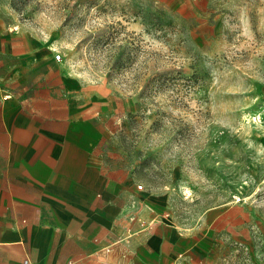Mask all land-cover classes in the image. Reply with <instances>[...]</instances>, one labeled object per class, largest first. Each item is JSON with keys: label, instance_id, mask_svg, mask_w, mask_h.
I'll use <instances>...</instances> for the list:
<instances>
[{"label": "rangeland", "instance_id": "1", "mask_svg": "<svg viewBox=\"0 0 264 264\" xmlns=\"http://www.w3.org/2000/svg\"><path fill=\"white\" fill-rule=\"evenodd\" d=\"M19 6L25 36L49 40L55 95L99 122L110 175L184 230L226 209L216 264H264V0Z\"/></svg>", "mask_w": 264, "mask_h": 264}, {"label": "crops", "instance_id": "2", "mask_svg": "<svg viewBox=\"0 0 264 264\" xmlns=\"http://www.w3.org/2000/svg\"><path fill=\"white\" fill-rule=\"evenodd\" d=\"M16 15L0 0V264H216L231 239L219 234L227 210L184 230L110 175L99 122L55 95L49 40L25 36Z\"/></svg>", "mask_w": 264, "mask_h": 264}, {"label": "trees", "instance_id": "3", "mask_svg": "<svg viewBox=\"0 0 264 264\" xmlns=\"http://www.w3.org/2000/svg\"><path fill=\"white\" fill-rule=\"evenodd\" d=\"M28 0H12V5L14 8H16L17 10L20 9V6H23L27 3Z\"/></svg>", "mask_w": 264, "mask_h": 264}, {"label": "built area", "instance_id": "4", "mask_svg": "<svg viewBox=\"0 0 264 264\" xmlns=\"http://www.w3.org/2000/svg\"><path fill=\"white\" fill-rule=\"evenodd\" d=\"M55 59H57V60L61 59V54H60V53H57V54L55 55ZM138 188H139V189H142L143 186H142V185H138ZM244 249L246 250L247 247H245ZM24 264H32V262L30 261V258H26L25 261H24Z\"/></svg>", "mask_w": 264, "mask_h": 264}]
</instances>
